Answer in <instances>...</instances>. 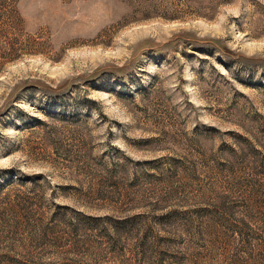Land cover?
<instances>
[{"label":"rangeland","instance_id":"1","mask_svg":"<svg viewBox=\"0 0 264 264\" xmlns=\"http://www.w3.org/2000/svg\"><path fill=\"white\" fill-rule=\"evenodd\" d=\"M0 264H264V0H0Z\"/></svg>","mask_w":264,"mask_h":264}]
</instances>
